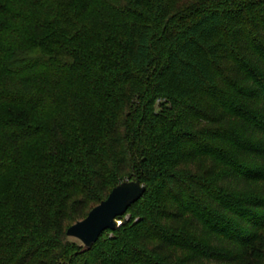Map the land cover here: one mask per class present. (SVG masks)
<instances>
[{"label": "trees", "instance_id": "obj_1", "mask_svg": "<svg viewBox=\"0 0 264 264\" xmlns=\"http://www.w3.org/2000/svg\"><path fill=\"white\" fill-rule=\"evenodd\" d=\"M0 264H264V0H0Z\"/></svg>", "mask_w": 264, "mask_h": 264}, {"label": "water", "instance_id": "obj_2", "mask_svg": "<svg viewBox=\"0 0 264 264\" xmlns=\"http://www.w3.org/2000/svg\"><path fill=\"white\" fill-rule=\"evenodd\" d=\"M145 191L146 186L139 179L119 183L85 218L72 224L67 235L78 238L86 249H90L106 230H115L121 224L118 217L124 215Z\"/></svg>", "mask_w": 264, "mask_h": 264}, {"label": "rangeland", "instance_id": "obj_3", "mask_svg": "<svg viewBox=\"0 0 264 264\" xmlns=\"http://www.w3.org/2000/svg\"><path fill=\"white\" fill-rule=\"evenodd\" d=\"M126 180H130V179H126ZM130 214L128 213L127 215H125L126 218H129ZM121 223H122V220H120ZM72 241H76V242H79V243H82L78 238L76 237H69Z\"/></svg>", "mask_w": 264, "mask_h": 264}]
</instances>
